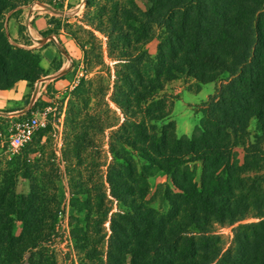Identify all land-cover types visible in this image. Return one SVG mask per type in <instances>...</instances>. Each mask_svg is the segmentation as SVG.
Listing matches in <instances>:
<instances>
[{
	"label": "trees",
	"instance_id": "1",
	"mask_svg": "<svg viewBox=\"0 0 264 264\" xmlns=\"http://www.w3.org/2000/svg\"><path fill=\"white\" fill-rule=\"evenodd\" d=\"M138 1L86 0L83 20L69 32L86 65V76L72 92L70 115L73 103L89 106L95 95L104 96L88 75L105 64V52L120 64L111 100L124 121L110 135L107 182L126 210L111 218L107 264H264V199L236 193L241 188L259 194L264 182V0H143L145 8ZM30 2L0 0V90L38 79L32 69L41 55L13 46L1 26L9 10ZM155 38L160 42L153 56L146 46ZM184 73L201 84L223 80L191 138L177 136L172 105L163 93ZM95 115L90 117L96 120ZM101 115L98 111L95 129L114 126ZM253 120L261 131L254 142L249 139ZM238 146L246 151L243 164ZM197 161L200 182L190 166ZM158 172L169 179L166 211L135 195L134 182L148 185ZM24 176L31 183L29 194L0 180V202L7 205L0 208V264H23L25 253L40 243L42 228L57 219V209L38 204L27 168ZM249 215L260 219L234 226L233 244L219 257L221 247L207 235L214 222L231 226ZM17 221L23 225L18 235ZM28 264H39L35 252Z\"/></svg>",
	"mask_w": 264,
	"mask_h": 264
},
{
	"label": "rangeland",
	"instance_id": "2",
	"mask_svg": "<svg viewBox=\"0 0 264 264\" xmlns=\"http://www.w3.org/2000/svg\"><path fill=\"white\" fill-rule=\"evenodd\" d=\"M138 3L145 8V1L139 0ZM85 11L86 0H32L26 5L9 10L1 23L2 31L13 46L41 55L39 66L32 69L38 79L31 85L26 82L29 92L24 96L22 108L34 111L48 106L52 108L47 126L36 134L29 146L12 159L5 152L9 146L7 128L12 118L0 117V138L3 141V152L0 153L2 184L10 186L12 182L13 190L17 193L29 194L31 183L24 176L27 168L32 173L39 193L38 204L42 208L47 206L57 209L53 227L42 228L40 243L25 253L23 264H28L32 252H35L39 264H107L111 218L119 211L122 213V210H126L113 196L107 182L109 164L112 162L109 152L110 135L118 131L124 121L121 111L111 100L116 81L115 69L120 64L111 61L107 52L104 54L105 64L88 75V78H95L94 88L99 85L104 96L95 95L97 100L93 99L89 106L81 102L73 103L74 110L71 111L72 115L69 114L72 92L86 76L83 52L69 32L83 20ZM13 17L15 20L11 24ZM28 25L32 28L31 33L27 30ZM159 42L155 38L147 44L151 55L157 54ZM43 56L47 57V64L44 63ZM60 73L63 74L59 75ZM227 76L225 73L221 78ZM222 83L223 80L218 79L201 84L184 73L178 74L166 84L163 93L172 105L170 119L176 123L178 137L191 138L196 133L205 118V110L211 97L217 94ZM98 111L102 112L100 118L103 122L114 126L104 131L95 129ZM91 113H96V120L90 117ZM74 118L75 123L72 121ZM249 130V139L254 142L255 135L261 134L256 120L251 122ZM261 146L264 152V140ZM235 150L240 164H243L246 151L242 146ZM262 154L264 158V153ZM135 157L138 162H143L138 156ZM257 159L254 156V162ZM190 166L196 167V180L200 182L202 162H191ZM252 174L254 173L251 172ZM168 180L164 173L158 172L148 178V185L145 181L134 182L135 195L139 200H149V204L158 210L166 211L168 204L163 198V192ZM236 193L241 197L255 195L264 199V182L259 194L249 193L241 188H237ZM3 202H0V208H7ZM60 211L63 213L62 217L59 216ZM259 219L249 215L231 226L214 222L212 231L207 235L212 237L210 243L216 242L221 247L219 257L224 256L225 251L233 244L234 226ZM22 229V223L17 221L14 233L18 235Z\"/></svg>",
	"mask_w": 264,
	"mask_h": 264
},
{
	"label": "built area",
	"instance_id": "3",
	"mask_svg": "<svg viewBox=\"0 0 264 264\" xmlns=\"http://www.w3.org/2000/svg\"><path fill=\"white\" fill-rule=\"evenodd\" d=\"M27 30L31 33L32 28L30 25H28ZM51 109V106H48L36 112L26 113L20 117L12 118L7 128L9 146L5 151L9 153L10 159L18 155L24 147L32 143L36 134L47 126ZM59 216H63L61 211L59 212Z\"/></svg>",
	"mask_w": 264,
	"mask_h": 264
},
{
	"label": "crops",
	"instance_id": "4",
	"mask_svg": "<svg viewBox=\"0 0 264 264\" xmlns=\"http://www.w3.org/2000/svg\"><path fill=\"white\" fill-rule=\"evenodd\" d=\"M15 11V10H14ZM15 18L10 20V23H13ZM52 54V52H51ZM44 63L47 64V57L43 56ZM29 92V87L27 86L26 81H18L12 88L0 90V117L4 118H14L20 117L23 114L29 113L32 109L26 110L22 108L24 104V96ZM36 100V99H35ZM36 112V111H32ZM31 112V113H32ZM2 131L0 130V137ZM3 141L0 138V153L3 152Z\"/></svg>",
	"mask_w": 264,
	"mask_h": 264
},
{
	"label": "water",
	"instance_id": "5",
	"mask_svg": "<svg viewBox=\"0 0 264 264\" xmlns=\"http://www.w3.org/2000/svg\"><path fill=\"white\" fill-rule=\"evenodd\" d=\"M61 74H63V73H60L59 75H61Z\"/></svg>",
	"mask_w": 264,
	"mask_h": 264
}]
</instances>
